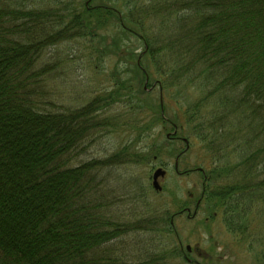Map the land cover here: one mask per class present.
<instances>
[{
    "label": "trees",
    "instance_id": "obj_1",
    "mask_svg": "<svg viewBox=\"0 0 264 264\" xmlns=\"http://www.w3.org/2000/svg\"><path fill=\"white\" fill-rule=\"evenodd\" d=\"M31 1L0 4V264H191L171 223L180 197L170 192L147 227L124 228L108 215L116 196L103 195L104 168L175 158L172 124L202 154L193 169H204L209 223L219 217L233 234L231 255L247 248L264 264V0ZM75 39L97 64L117 58L111 85L80 108L50 100L37 69L48 47ZM145 73L160 80L169 120ZM116 125L133 142L71 166L92 134ZM148 138L149 153L129 152ZM141 233L170 237L150 245Z\"/></svg>",
    "mask_w": 264,
    "mask_h": 264
},
{
    "label": "rangeland",
    "instance_id": "obj_2",
    "mask_svg": "<svg viewBox=\"0 0 264 264\" xmlns=\"http://www.w3.org/2000/svg\"><path fill=\"white\" fill-rule=\"evenodd\" d=\"M13 1L0 0V4L14 3ZM67 1L85 2L86 0ZM99 1L101 0H94L92 4ZM55 2L56 0H32L29 4L26 2V5L44 8L47 7V4H56ZM106 33L111 36L116 33V29L113 26V29L111 27ZM135 45L138 47L139 52L144 48L142 42L137 39ZM96 55L98 54L87 48L86 43L76 39L48 47L43 52L37 65V69L43 71L39 79L43 80L42 83L45 84L44 86L47 90L45 95L59 105L80 108L106 86H110L112 83V71L116 68L117 58L109 57L102 63L97 64L98 58H95ZM153 93L159 96V88L154 89ZM176 103L170 102L167 111L169 116H172L177 110L178 105ZM115 110L118 109L109 110L111 111L109 116H113ZM119 128V125H116V131H110L111 128H103V130L92 134L88 142L75 151L71 166L75 167L96 159H105L111 153L125 147V142H133L134 135H125L126 132H121ZM155 131L159 132V126ZM149 139L141 141L135 148H129V152H144V155L149 153L147 152L148 145H150L148 143ZM160 139V141L164 140L165 135ZM180 146L185 145L179 141H174L171 148L177 147L179 149ZM195 148L197 149L196 146ZM196 149H194L195 152L192 150L188 151L187 156L180 160V171L191 169L197 163V159L199 160L202 154ZM161 156L162 160H164L163 163L170 162L165 167L168 175L162 181V185L167 191L164 190L163 193H157L152 187V175L155 168L157 169L159 165L163 164L159 160L140 164L111 165L103 169L102 176L106 178V181L104 180L103 195L107 198L109 197V200L114 199V196H116L113 202L114 205L110 210L111 213L108 214L113 216V222H119L125 228L127 226L132 227L138 221L137 223H142L141 226L147 227L148 222L150 223L152 219V214H155V212L160 214V209L164 203L171 200L170 192L182 199H187L189 193H193L195 196L199 195L202 184L200 172L178 175L174 171L175 159L168 157V151L162 153ZM205 219L209 223L207 212L204 211V208H201L196 218L190 219L184 214L183 216L175 217L172 221L174 222L175 232H178L184 241V246L186 244L192 246L198 244L202 252L206 251L208 255H211L212 260L206 256H203L205 258L202 259L196 252L188 255L190 258L197 259L202 264H217L216 261L219 260V257H224L222 264H254L255 251L245 248L244 252L241 248L240 253L235 256L230 254V248L225 245L228 243L230 245L234 236L226 230L221 218L218 217L209 224L203 222ZM261 229H264L263 222L261 223ZM159 235L141 233L144 239L150 240V245L160 242L166 245L170 236L168 235L165 239L164 235ZM153 236H158V240L152 239ZM127 237L131 240L129 242L127 239L128 244L130 243L132 246L134 243L132 232ZM117 243H119L120 249L126 247L122 241H117ZM213 245H215L214 248ZM130 258H133V256H130ZM179 263L180 261H177L176 264Z\"/></svg>",
    "mask_w": 264,
    "mask_h": 264
},
{
    "label": "flooded vegetation",
    "instance_id": "obj_3",
    "mask_svg": "<svg viewBox=\"0 0 264 264\" xmlns=\"http://www.w3.org/2000/svg\"><path fill=\"white\" fill-rule=\"evenodd\" d=\"M92 1L93 0H86L85 2H86L87 5H89V4H92ZM144 51L145 50H142L141 52L138 51L139 55L142 54V53H144ZM139 61H138V64H139ZM140 68L145 72V70L141 66H140ZM157 81L160 82V80L155 79L154 81H152V84L150 85V77L148 76V74L145 73V83H144V87H145V89L147 91H154V89H156L157 87L162 88L160 83H159V85H158V83L155 85L154 82H157ZM160 99H162V98L160 97ZM166 136L169 139V141H172V142L173 141H181L183 139L180 135L179 136L176 135V133H169V132H167L166 133ZM182 152H183L182 149L178 150V153H179L178 155L180 156V154ZM159 167H164V166L163 165H159ZM159 167H157V168H159ZM174 171L178 175L179 174H189L190 173L189 171H182V172H180L179 171V167H177V165H174ZM167 175H168V173H166V175L164 177L160 176V178H158V182L162 184V181L165 179V177H167ZM153 178L154 177L152 175V187H154V185H153ZM202 187H204V184L201 185V189H202ZM163 191H164V186H163V189L161 187V189L160 190H157L156 192L163 193ZM201 196H197V195L195 196L193 193H189L187 199H182L181 198V200H180L181 201V203H180L181 206L178 207V208H176L177 211H174L173 212V215H172L171 220L173 221L175 217L183 216L184 214L186 215L187 218H190V219L196 218V216L198 215L200 209L204 206V204H203V198L201 199ZM189 209H190V212H189ZM195 210H197V213H196V215H193L194 212H195ZM140 225H142V224H140ZM193 252H196L197 255H199V256L202 257V259L205 258L203 256H206V257H208L210 259L212 258L210 254L208 255V253L206 251L202 252V250L200 248H198L197 246L193 250L192 249L191 250H188V255H191V253H193ZM188 255L187 254H184V257H185V259L189 263H191V264H202L201 262H198L197 259L190 258ZM207 260H209V259H207ZM222 261H223V258L222 257L221 258L219 257V260L216 261V263L217 264H222L221 263Z\"/></svg>",
    "mask_w": 264,
    "mask_h": 264
},
{
    "label": "water",
    "instance_id": "obj_4",
    "mask_svg": "<svg viewBox=\"0 0 264 264\" xmlns=\"http://www.w3.org/2000/svg\"><path fill=\"white\" fill-rule=\"evenodd\" d=\"M162 102H163V101H162ZM165 173H166L165 170H163L162 168L157 169L156 172L154 173V182H153V184H154V187H155L157 190H160V189H161V186H160V184H159V182H158V178H159L160 176H164ZM195 213H196V212H194V214H195ZM187 249L191 250V246L188 245V246H187Z\"/></svg>",
    "mask_w": 264,
    "mask_h": 264
}]
</instances>
